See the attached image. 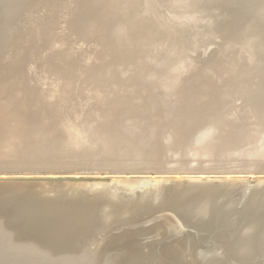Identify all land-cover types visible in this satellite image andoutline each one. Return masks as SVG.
I'll return each instance as SVG.
<instances>
[{"label":"water","instance_id":"95a60500","mask_svg":"<svg viewBox=\"0 0 264 264\" xmlns=\"http://www.w3.org/2000/svg\"><path fill=\"white\" fill-rule=\"evenodd\" d=\"M0 264H264V0H0Z\"/></svg>","mask_w":264,"mask_h":264}]
</instances>
